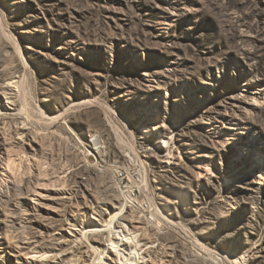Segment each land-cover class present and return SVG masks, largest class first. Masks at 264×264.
I'll list each match as a JSON object with an SVG mask.
<instances>
[{
	"label": "rangeland",
	"instance_id": "374dc122",
	"mask_svg": "<svg viewBox=\"0 0 264 264\" xmlns=\"http://www.w3.org/2000/svg\"><path fill=\"white\" fill-rule=\"evenodd\" d=\"M127 195L139 264H264V0H0V264Z\"/></svg>",
	"mask_w": 264,
	"mask_h": 264
},
{
	"label": "bare ground",
	"instance_id": "6f19581e",
	"mask_svg": "<svg viewBox=\"0 0 264 264\" xmlns=\"http://www.w3.org/2000/svg\"><path fill=\"white\" fill-rule=\"evenodd\" d=\"M95 144L97 145V143ZM9 165H11V163L7 164V169H9ZM123 200L124 201L121 203H113L112 201L109 203L107 202L104 205V212L106 213L105 215L107 217L105 218L106 220H103L101 224H95L91 228L89 227L82 229L83 231L81 233V238L86 240L88 244L90 242L89 237L91 234H106V245H103L102 247H98L97 245L93 244L88 245V248L94 255L93 264H139L142 263L141 261L144 260L146 255L148 256L149 251H142V246L144 245H141V235L138 233V231H145L144 221H142L141 218L132 215L131 209H129L132 203L130 195L124 196ZM35 249L36 248H33L28 254L39 253L38 257L41 258L44 264H54L53 259L55 255H49L48 252H45L44 250L40 251L42 253L38 252L37 250L34 252ZM143 253L146 255H143ZM193 256L199 260L203 259L200 253H197ZM232 262H236L235 259Z\"/></svg>",
	"mask_w": 264,
	"mask_h": 264
}]
</instances>
